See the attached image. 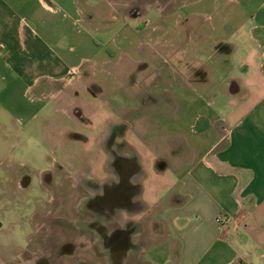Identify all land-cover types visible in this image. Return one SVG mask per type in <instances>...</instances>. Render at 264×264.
I'll use <instances>...</instances> for the list:
<instances>
[{"label": "rangeland", "instance_id": "rangeland-1", "mask_svg": "<svg viewBox=\"0 0 264 264\" xmlns=\"http://www.w3.org/2000/svg\"><path fill=\"white\" fill-rule=\"evenodd\" d=\"M196 1L92 0L84 16L99 11L121 32L96 66L63 81L37 70L25 86L0 88V221L10 234L0 231V264H141L164 239L162 212L178 198L202 113L210 133L228 131L214 100L232 89L211 86L216 48L208 17L191 15ZM104 194L116 209L105 210Z\"/></svg>", "mask_w": 264, "mask_h": 264}, {"label": "crops", "instance_id": "crops-1", "mask_svg": "<svg viewBox=\"0 0 264 264\" xmlns=\"http://www.w3.org/2000/svg\"><path fill=\"white\" fill-rule=\"evenodd\" d=\"M91 1L0 0V88L8 81L25 86L37 70L63 81L96 66L110 52L114 27L120 28L99 11L84 16ZM191 8L193 18L207 16L211 27L217 73L211 86L232 89L214 100V120L227 121L228 131L210 133L209 115L202 113L208 117L199 118V139H187L191 159L179 172L178 198L162 212L166 236L143 251L141 264H264V0H198ZM221 49L227 68L220 65ZM224 140L227 146L218 147ZM217 216L228 218L227 225ZM4 228L0 221V231L10 236Z\"/></svg>", "mask_w": 264, "mask_h": 264}, {"label": "flooded vegetation", "instance_id": "flooded-vegetation-1", "mask_svg": "<svg viewBox=\"0 0 264 264\" xmlns=\"http://www.w3.org/2000/svg\"><path fill=\"white\" fill-rule=\"evenodd\" d=\"M80 177L77 179V182H79L80 181ZM110 202V195L108 194V195H105L104 194V196H103V198L101 199V202H103V204L105 205V210H110V209H112L114 206H115V209H116V206H118L119 205V203L116 201V202H111L108 206H107V202ZM113 204H114V206H113ZM113 212V211H112Z\"/></svg>", "mask_w": 264, "mask_h": 264}, {"label": "built area", "instance_id": "built-area-1", "mask_svg": "<svg viewBox=\"0 0 264 264\" xmlns=\"http://www.w3.org/2000/svg\"><path fill=\"white\" fill-rule=\"evenodd\" d=\"M215 221L219 223L221 226H226L228 222V218H225L224 216H217L215 218Z\"/></svg>", "mask_w": 264, "mask_h": 264}]
</instances>
